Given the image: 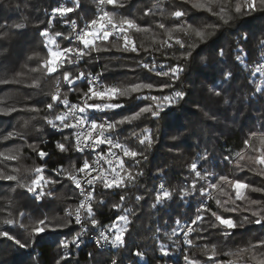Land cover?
<instances>
[{"label":"trees","instance_id":"obj_1","mask_svg":"<svg viewBox=\"0 0 264 264\" xmlns=\"http://www.w3.org/2000/svg\"><path fill=\"white\" fill-rule=\"evenodd\" d=\"M72 6L71 0H0V32L11 31L10 39H0V78L17 79L20 83L8 85L0 84V107H15L16 112L11 115H0V152L7 149L18 148V158L7 160L0 156V171L5 174L18 175L21 183L30 184L35 178L34 168L44 163L37 154L28 147L29 144L39 145L41 149L50 153L46 158L47 169L44 175H51V169L63 164L68 167L71 163L65 153H60L55 142L61 139L59 133L53 132L49 126L44 124L42 119L45 115L44 104L50 102V94L53 92L55 83L60 73L45 75L42 72L33 73L30 71L36 68L43 59L47 57V49L43 46L42 38L38 35L36 24L45 21L40 27L46 26L47 19L50 17L51 9L60 3ZM226 4L234 7L235 0H225ZM27 4V7L25 5ZM82 7L90 10L85 12L78 10L79 17L91 18L96 5L94 0H81ZM147 8L153 9V14L144 16L143 12ZM175 8L187 10V17L183 18L187 24L213 32L212 26L220 25L215 29L214 34L209 36L207 41L200 43L193 34L176 32L185 43H197L192 57L185 62L179 59L181 52L178 45L172 48H162L155 51L152 55L141 51L139 54L133 52L117 51L115 48L109 52L99 54L97 60L88 63L81 62L80 66L87 71L99 73L107 69L101 77L102 83L128 85L136 82H151L161 84L168 82V77L157 76L142 67H136L138 61L146 63L155 60L156 65L171 66L177 63L184 64L185 71L181 79L176 83L177 89H183L188 93L186 99L171 109H166V115L161 114V118L154 120L151 117H143L132 125H125L120 133L121 141L130 147H138L137 142L130 137L133 130L148 127L153 135L157 137V142L147 153L148 160L143 163L145 175L141 178L139 190L132 189L130 198L125 202V207L134 208L139 214L138 219H134L130 225L129 233L126 235L127 245L121 249L109 248L108 250L96 249L91 242H84L79 248L72 247V255L69 257L71 264H111V259L122 261L123 264H184L183 256L185 253L191 259L208 264V249L214 244L218 252L217 259L222 261L232 260L234 264H255L249 260L250 254L243 257L226 255L235 253L239 249L247 247L249 242L255 243L264 237V228L260 225L245 224L244 227L235 229L233 235L225 239L219 230H213L211 234L194 232L190 238L193 245L183 243L178 237L171 240L168 234L175 227V221L180 220L190 222L196 215L202 197H189L181 199L175 195L170 201L165 202L158 208L153 209L150 205L153 202L154 190L163 182L169 190H179L186 187L185 177L187 176V165H189L198 154L207 150L214 158L219 167H211V171L219 175H227L231 179L242 180L256 187H264V177L258 172L245 168L239 171L234 165H228L223 160L224 155H233L244 148L243 141L251 131L264 132V94L256 93L255 88L264 77L255 73V67L259 63H264L260 56L258 42L264 39V11H256L246 15L232 14L229 24L223 25L217 16L203 10L191 7L186 0H125V7L119 9L121 15L128 16L136 20L142 27H150L151 32L130 31L131 38L137 46L141 44L147 48L159 46V41L167 39L164 30L159 29L157 24L162 22L167 28H175L180 22L171 18L167 13ZM160 9L164 10V15L160 14ZM111 10V6H108ZM231 14V13H230ZM72 18L78 19L77 13L70 14ZM27 17L25 20L24 18ZM83 23V20H78ZM25 23L27 26L21 30H12L4 27L5 24ZM52 32L66 33L68 29L62 25L61 18L56 17L51 25ZM247 34V40L242 41L241 37ZM157 43L154 44L153 41ZM61 47L67 46V41L63 37L57 38ZM174 43V42H173ZM223 47L229 54L227 67L233 73L234 79L221 85V77L217 64L219 57L217 50ZM243 47L248 54L246 63L248 68H244L235 63V49ZM38 54V55H34ZM34 58L29 60V57ZM202 57L207 58L202 62ZM135 68V71L130 69ZM76 67L71 68L73 72ZM20 74V75H17ZM215 77L216 85L223 89L222 95L217 97L208 92L209 86H213ZM34 78H39V87H30ZM81 89V86H80ZM82 90V89H81ZM172 89L164 92L145 90L146 95H165ZM77 95H71L75 98ZM227 97L229 103L223 101ZM120 103L126 105L125 108L117 110L115 113H105L109 119H119L121 115L131 114L146 104L152 103L151 100H136L132 98H121ZM35 105L41 108L40 113L30 110ZM198 106V107H197ZM205 113L208 115L206 116ZM25 121L28 124L25 125ZM14 123V124H13ZM14 125V126H13ZM3 127V128H2ZM16 127V128H15ZM39 129L40 131H37ZM19 132L21 136L3 140L7 133ZM67 134V131L65 132ZM172 136L178 139L173 141ZM128 138L127 140L125 138ZM251 144L260 147L259 140L253 139ZM7 154V152H6ZM258 156L259 152L245 151V156ZM75 159V156H73ZM126 163H130L125 158ZM79 163V162H78ZM244 163V162H242ZM209 168V165H204ZM259 168V165H255ZM157 168H164L166 175L161 179L155 175ZM18 169L19 171H14ZM203 183V182H201ZM223 193L214 190V197L222 202L229 201L225 207H232L229 200H235V191L230 186L223 185ZM15 189V191H13ZM250 199L264 200V194L244 190ZM145 195L146 202H141L137 207L134 195ZM57 198L45 197L43 200H35L26 189L17 187L16 181H0V230L9 231L22 242H29V232L31 222L48 217L60 222L65 219V209L75 206L78 201V193L70 182L66 179L62 184L57 185L54 193ZM99 198V197H97ZM107 204L97 213V218L105 226L109 225L122 211L111 208L113 203L119 202V196L106 197ZM236 204L244 206L246 201H236ZM208 206L219 212L225 217H232L239 221L243 215L250 213L226 212L223 208H218L215 199L208 201ZM253 210L257 206H250ZM21 213L24 216L21 217ZM5 219H12L29 225L28 230L18 226L4 224ZM213 219L210 214H205V220ZM196 227V225H193ZM78 231V226L73 224L72 228H65L55 232L48 231L42 236L34 237V242H29L26 248H20L13 241L7 238H0V264H56L64 250L59 247V242ZM203 239H197V236ZM163 244L169 251L168 256H163L159 251ZM137 250L144 253L142 258L134 255ZM258 250L257 255L259 256ZM92 254L91 257L89 254Z\"/></svg>","mask_w":264,"mask_h":264},{"label":"snow or ice","instance_id":"obj_2","mask_svg":"<svg viewBox=\"0 0 264 264\" xmlns=\"http://www.w3.org/2000/svg\"><path fill=\"white\" fill-rule=\"evenodd\" d=\"M186 2H190L191 7L194 9L207 11L213 16H217L223 25L229 24L232 14L246 15L256 11H264V0H235L234 7L231 4H226L225 0H186ZM94 3L96 8L92 12L91 18L79 17L78 10L85 12L86 16L90 10L82 7L81 0H71L72 6L70 7L57 6L51 9L46 26L40 27L41 24H45V21H39L36 24L38 35L42 38L43 46L47 49V57L30 71L33 73L42 72L45 75L59 72L63 85L67 88V91H61V80L57 79L56 90L50 94V102L44 104L43 111L46 114L43 115L42 119L44 124L49 126L53 132L61 135V139L55 142V147L60 153L68 154L67 159L71 163L68 167L60 164L52 168L50 170L51 175L46 176L44 175L47 169L46 158L50 156V153L41 149L39 145L29 144L28 147L37 154L41 161H44L43 164L34 168L35 178L31 180L30 184L21 183L18 175L5 174L0 171V181H16L17 187L26 189V192L31 194L37 201L43 200L45 197L57 198L54 195L56 186L62 184L65 179L71 185H74V190H79L78 194L81 199L74 207L69 205L65 209V219L56 222L55 219L50 220L45 217L34 222L30 221L29 242H34V237L42 236L48 231L71 229L73 224L78 226L79 230L75 231L70 238H65L59 242V247L64 252L56 264H71L69 259L72 255L71 248H79L83 242L82 237L89 231L97 232L96 243L101 248L105 244L115 249L126 247L125 237L129 233L133 220L139 218V214L136 209L125 207V202L133 198L130 197L132 189L139 190L141 178L145 175L142 165L148 160L147 153L156 144L157 137L153 135L152 130L148 127L138 131L133 130L130 137L138 144V147L133 148L121 141L119 138L121 130L125 125H132L143 117H151L154 120L160 119L162 113L167 114L166 109L173 108L184 101L188 95L183 89L175 87L185 71L184 64L180 63L158 67L154 59L151 64L143 61L137 62L136 67L147 69L157 76L168 77V82L159 85L143 81L128 85L105 84L101 82V77L107 71L106 68L95 75L84 70L73 72L70 69L73 67L78 68L81 62L88 63L97 60L100 53L112 51L113 48L117 51L137 54L143 51L151 56L153 52L160 51L162 48H172L174 45H178L180 49H185L181 52L179 59L187 62L198 45L195 42L186 44L184 40L174 36V33L183 32L186 35L191 33L198 38L200 43H204L209 36L214 34L215 29L220 27V25L212 26L214 28L213 32L193 27L183 19L188 15L187 10L175 8L167 15L180 22L175 28L171 29L167 28L164 23L158 22V28L164 30L167 39L159 41L158 47L150 49L144 47L143 44L137 46L131 38V30L149 33L151 28L142 27L135 19L120 14L119 9L125 7V0H94ZM108 6H111V10H108ZM25 7H27V4ZM72 13H77L78 19H72L70 15ZM152 14V8H147L143 12L146 17ZM160 14L162 16L165 14L163 9H160ZM57 16L67 25L68 31L66 33L51 31V25ZM24 19L26 20L27 17ZM78 20H83V23H79ZM26 26L25 23L4 25V27L12 30H21ZM58 37H63V40L67 41V46L61 47L57 41ZM10 38L11 31L0 32V39ZM241 40H247L246 33L241 37ZM153 43L156 44L157 42L154 40ZM258 45L261 50V59L264 60V39H261ZM234 51L235 63L248 68L249 65L246 63L248 54L245 49L237 47ZM217 56L219 57L217 64L221 66L218 72L222 85L234 79V77L232 71L227 67L229 54L223 47L217 50ZM33 58V56H30L29 60ZM201 59L202 62H206L207 58L202 57ZM130 70L135 71L136 69L132 68ZM255 73H259L261 77H264V63L256 65ZM78 82L85 83L86 91L80 89ZM12 83L18 84L20 81L14 78H0V84L8 85ZM39 83V78H34L29 86L38 88ZM166 89H172V91L169 94L160 96L145 94V90L164 92ZM222 91V87L216 85L214 77L213 86H209L208 92L219 97L222 95ZM255 92L264 94V79L256 85ZM69 93H77L78 102H70ZM133 96L136 100H151L152 103L138 107V110L133 111L131 114L121 115L119 119L100 118L95 115L96 113H115L117 110L126 107L125 104L119 102L121 98H132ZM223 102L225 104L229 103L227 97ZM30 110L35 113L42 111L41 108L35 105H32ZM16 111L17 108L15 107H0V115H11ZM205 115L208 114L205 113ZM27 124L28 121H25V125ZM37 131L40 130L37 129ZM66 131L67 134H65ZM17 136H21V133L9 132L3 136V140L6 141ZM21 138L23 139L22 136ZM171 139L175 141L178 137L172 136ZM253 139L259 140V148L251 144ZM243 143V149L237 151L234 156L231 154L224 155L223 160L228 165H234L239 171L248 168L264 177V132L251 131ZM248 149L251 152H259V155H248L246 157L245 151ZM6 152H0V156L5 157L7 160L18 158V148L7 149ZM73 156H75V159H73ZM125 158L130 163H126ZM206 164L210 167L205 168L204 165ZM255 165L260 167L257 169L254 167ZM211 167H219V164L205 150L187 165L186 187H181L179 190H169L161 182L154 193L150 191V194L154 195L153 202L150 205L153 209L172 200L175 195H179L181 199L197 196L205 198L200 201L196 215L190 223L181 224L179 219L175 221V227L168 234L170 240L182 233L183 243L192 246L193 240L190 236L194 232L211 234L213 230H219L220 234L228 239L233 235L235 229L242 228L245 224L260 225L261 228H264V200L250 199L244 191L247 189L264 194V187H256L242 180L231 179L227 175L217 177V174L211 171ZM14 171L18 172L19 170L15 169ZM155 175L157 178L162 179L166 175V170L157 168ZM223 185L230 186L235 191V200H232L231 196L229 197L232 207H225L229 201L222 202L219 198L214 197V190H220L223 193ZM223 194L226 195L227 193ZM115 195L119 196V202L113 203L111 208L122 211V214L117 215L109 225L105 226L97 218V213L107 204L105 198ZM212 199H215L218 208H223L226 212L250 213L252 219L248 215H243L239 221L232 217H225L208 206V201ZM134 200L137 207H140L141 202H146V196L143 194L134 195ZM236 201H246L247 205L257 206V208L253 210L250 206L242 207L236 204ZM205 214H210L213 219L206 221ZM20 215L23 217L24 213ZM3 223L12 226L18 224L20 228L25 230L29 228V225L12 219H5ZM193 225H196V227H193ZM0 238H7L20 248L29 246V242H22L6 230H0ZM203 238V236H197V239ZM205 248L211 253L208 255V264H234L232 260L222 261L217 259L219 254L214 244L210 249L207 245ZM258 250H264V237L258 239L255 243L249 242L247 247L241 248L235 253L229 252L226 255L241 258L247 253L250 254V261H255V264H264V251H259L258 256ZM159 251L163 256L169 255L168 249L163 244L160 245ZM91 255L90 253L89 256L91 257ZM134 255L142 258L144 253L137 250ZM183 259L185 264H201L200 261L191 259L187 253L184 254ZM111 264H123V262L113 258Z\"/></svg>","mask_w":264,"mask_h":264},{"label":"built area","instance_id":"obj_3","mask_svg":"<svg viewBox=\"0 0 264 264\" xmlns=\"http://www.w3.org/2000/svg\"><path fill=\"white\" fill-rule=\"evenodd\" d=\"M57 6H66V4L63 2V3L58 4ZM57 6H56V7H57ZM57 17L60 18L59 16H57ZM72 19H74V18H72ZM61 21H62V25L65 26V27L67 28V25L63 22L62 19H61ZM78 22H79V21H78ZM67 29H68V28H67ZM80 70L87 71L86 69H84L83 67H81V66L79 65V67L76 68L74 72H76V71H80ZM87 72H91L93 75L96 74V73H94V72H92V71H87ZM58 79L61 80V91H67V88L63 85L61 75L58 77ZM101 82H102V81H101ZM78 83H79V87L81 86V89L86 91V85H85V83H83V82H78ZM55 90H56V83H55V86H54L53 92H54ZM53 92H52V93H53ZM71 95H77V96H76L75 98H72V97H70ZM78 99H79V97H78V94H77V93H69V100H70V102H72V103H76V102H78ZM95 115H96L97 117H100V118H104V117L109 118L105 113H96ZM105 166H106V165H105ZM72 187L74 188V185H72ZM76 191H77V193L79 192V190H76ZM79 199H81V197H79V194H78V201H77L76 204L79 203ZM73 207H74V206H73ZM184 223H190V222H188V221H183L182 224H184ZM78 230H79V228H78ZM96 236H97V232H96V231H89L87 234H85V235L82 237V241H83L82 243H84V242H86V241L91 242L92 245H93L96 249H99V250H108L109 248H111V246H110V245H107V244L103 245L102 248H101L100 245H97V243H96ZM180 239H181V241L183 242V234H182V233L180 234ZM82 243H81V244H82ZM184 264H185V261H184Z\"/></svg>","mask_w":264,"mask_h":264},{"label":"rangeland","instance_id":"obj_4","mask_svg":"<svg viewBox=\"0 0 264 264\" xmlns=\"http://www.w3.org/2000/svg\"><path fill=\"white\" fill-rule=\"evenodd\" d=\"M14 124V123H13ZM14 126V125H13ZM3 128V127H2ZM16 128V127H15ZM12 132H14L13 130H12ZM18 137V136H17Z\"/></svg>","mask_w":264,"mask_h":264}]
</instances>
